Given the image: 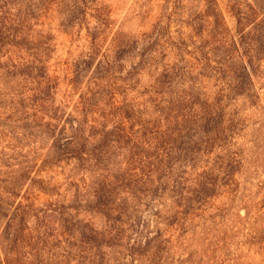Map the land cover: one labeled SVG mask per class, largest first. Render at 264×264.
<instances>
[{"label":"trees","instance_id":"1","mask_svg":"<svg viewBox=\"0 0 264 264\" xmlns=\"http://www.w3.org/2000/svg\"><path fill=\"white\" fill-rule=\"evenodd\" d=\"M202 3L187 24L191 43L199 41L186 54L193 64L179 66L185 50L178 46L180 61H167L173 43L155 29L156 40L125 70L136 48L128 39L100 58L93 88L79 96L76 119L56 103L57 79L46 68L50 40L37 43L27 30V148L47 146L38 172L73 167L65 193L74 199L69 207L66 199L58 203L51 223L38 222L36 229L44 231L27 242L29 264L242 263L229 212L248 179L249 161L238 142L249 138L251 118L241 115L239 102L258 109L254 80L264 61V19L254 17L252 4L230 0L236 40L216 0ZM34 19L27 16V28ZM19 35L13 46L23 51ZM97 43L93 39L87 68L99 57ZM79 72L76 67L74 91ZM259 138L250 143L264 162ZM38 151L28 152L27 160ZM36 165L27 164L28 177ZM222 197L232 205L219 206ZM208 222L215 229H207ZM247 236L264 264V229Z\"/></svg>","mask_w":264,"mask_h":264},{"label":"rangeland","instance_id":"2","mask_svg":"<svg viewBox=\"0 0 264 264\" xmlns=\"http://www.w3.org/2000/svg\"><path fill=\"white\" fill-rule=\"evenodd\" d=\"M242 1L254 6L257 12L254 17L259 21L264 19V0ZM216 3L237 40L236 22L229 12L230 0H216ZM202 4V0H0V29L4 34L0 35V199L4 204L0 208V264L31 263L27 242L37 237L38 222L42 227L54 221L58 203L64 199L65 207L74 204L71 192L65 193V176L73 167L38 172L40 161L46 155V145L27 148V70L24 67L27 66V30H31L29 34L37 43L50 40L46 68L50 76L57 79L56 103L63 105L66 117L72 114L76 119L80 112L77 106L79 96L84 89L93 88L91 79L100 58L105 53L115 52L128 39L136 44V48L132 57L124 61L125 70L131 68L132 63H138L139 60L134 59L135 53L156 40L155 29H163L165 39L168 37L173 43L167 46V61H180L178 46V49L185 50L181 57L184 62L179 66L183 67L186 62L193 64L186 54L194 52V47H198L195 43L199 41L191 43L187 24L191 15L200 13ZM28 15H33L35 21L27 28ZM16 31L21 33L19 37H25L21 46L23 51L13 46ZM93 39L98 42L99 57L87 68ZM181 43L186 46H179ZM76 67L80 70L75 75L79 89L74 91L71 82ZM254 82V91L259 97L258 109H250L245 101L239 102L241 115L244 113V118H251L249 138L238 142L249 161L248 179L242 183L240 194L233 202L229 212L233 221L228 224L237 234L235 243L238 256L242 258L241 264H261L263 257L250 245L247 235L264 229V162L261 155L264 154V61ZM252 137H260L263 141L258 161L255 144L250 143ZM41 148L42 151H38ZM34 151L38 154L27 160V153ZM33 160L37 165L28 177V170L34 165L27 169V164ZM32 179L35 181L31 182ZM225 202L232 205L225 197L218 205ZM86 217L81 219L88 220ZM148 218V213H144L143 219ZM95 223L103 227L102 221L96 219ZM206 228L215 229L210 222ZM50 229L55 233L59 230L57 226ZM38 231L42 234L44 230ZM45 260L47 257L39 259Z\"/></svg>","mask_w":264,"mask_h":264}]
</instances>
